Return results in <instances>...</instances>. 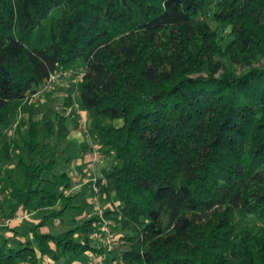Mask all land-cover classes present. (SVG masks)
Instances as JSON below:
<instances>
[{
    "label": "trees",
    "instance_id": "1",
    "mask_svg": "<svg viewBox=\"0 0 264 264\" xmlns=\"http://www.w3.org/2000/svg\"><path fill=\"white\" fill-rule=\"evenodd\" d=\"M70 66L111 159L92 184L118 205L111 250L87 239L95 214L40 229L90 206L57 169L69 116L44 92ZM1 189L3 220H41L0 224V264H264V0H0Z\"/></svg>",
    "mask_w": 264,
    "mask_h": 264
},
{
    "label": "rangeland",
    "instance_id": "2",
    "mask_svg": "<svg viewBox=\"0 0 264 264\" xmlns=\"http://www.w3.org/2000/svg\"><path fill=\"white\" fill-rule=\"evenodd\" d=\"M71 67V66H70ZM81 78L77 76V74H73L68 76L67 78H64L62 80H59L57 84H54L53 87L47 91H44L46 94L47 92H53L52 93V103L54 106L57 107V110L61 113H64L65 115L69 116L68 118V126L70 128V134L63 138L62 141L60 140L57 143V147H60L62 149L58 152L57 157V169L59 172L61 171H68L73 177L79 176V189L77 190V193H79V205L81 204H88V209L83 210V208L73 211L72 209L68 210V213L65 215V213H62L61 216L65 218V223L60 222L59 218H52L51 223L48 226H43L40 229L44 232H55L60 231L64 229L65 227H68L74 223H78L79 221L83 220L84 217H87L88 215H96V211L100 208L103 211L108 208L114 207V202H107L105 198H102L100 195H98V205L96 204V201L93 199L95 196V193L92 189V184L94 180L101 175L100 170L102 168L108 167L110 165L111 159L105 158L104 156L101 158V160L98 163H92V154L93 150H95L97 153L102 154L104 151V148L99 146L95 140H94V134L89 133V129L85 131L82 127H80L79 122L84 121L88 122V118L86 114L83 111V107L79 98V95H77V86L80 82ZM69 94H72L74 101H72V104L69 106L64 105V100L66 97H68ZM34 96L35 99H41L42 102L46 103L49 101H46L45 98H41L42 96ZM44 96V95H43ZM77 134L76 137L72 136V134ZM87 147V152L85 153L84 150ZM86 151V150H85ZM85 153V154H84ZM85 155V156H84ZM90 157V158H89ZM84 159V164L78 165L76 162L77 160ZM77 163V165H76ZM89 165V166H88ZM88 166V167H87ZM50 189V187H49ZM72 193H74L72 191ZM6 193L3 191V189L0 190V205L3 203V201L6 198ZM78 204V202H76ZM118 206V205H117ZM59 209V207H57ZM41 213L40 211H20L18 212L13 218L4 219L2 215H0V224L6 225L8 227H14L20 224L21 220H26L31 223H38L41 219ZM67 218V219H66ZM106 220L110 221L109 219ZM112 222V221H110ZM114 232V230L112 229ZM5 234H12L10 231H6ZM88 240H91V243L96 245L97 239L93 237H88ZM86 256L79 257V260L81 262H85L87 260ZM51 263V260L47 262H43L42 264H48ZM56 264V263H55ZM61 264V263H57Z\"/></svg>",
    "mask_w": 264,
    "mask_h": 264
},
{
    "label": "built area",
    "instance_id": "3",
    "mask_svg": "<svg viewBox=\"0 0 264 264\" xmlns=\"http://www.w3.org/2000/svg\"><path fill=\"white\" fill-rule=\"evenodd\" d=\"M73 74H77L78 77H82L83 75V68H75V67H68L63 68L61 70H58L54 73H52L49 77V80L47 84L44 87V91H47L53 87L54 84H57L59 80H62L64 78H67L68 76ZM81 124L80 127H82L85 131L89 129V126L87 122L81 121L79 122ZM102 158V154L97 153L95 150H93L92 154V163H98ZM95 196L94 200L96 201V204L98 205V191L96 188H94ZM96 215L99 217L98 225L101 226V231L93 233V236L97 239L102 248H105L107 250H111L113 248L114 242H115V233L112 231L111 228V222L106 220L104 217V211L102 209H98L96 211ZM87 264H106L104 262V257H94L90 261L87 262Z\"/></svg>",
    "mask_w": 264,
    "mask_h": 264
},
{
    "label": "crops",
    "instance_id": "4",
    "mask_svg": "<svg viewBox=\"0 0 264 264\" xmlns=\"http://www.w3.org/2000/svg\"><path fill=\"white\" fill-rule=\"evenodd\" d=\"M84 113H85V112H84ZM76 135H77V134H75V133L72 134L73 137H74V136L76 137ZM85 150H86V151H85ZM85 150H84V152L86 153V152H87V147L85 148ZM85 153H84V154H85ZM84 156H85V155H84ZM89 158H90V157H89ZM76 162L78 163V165H80V164H84L85 161H84V159H82V160H79V159H78ZM77 163H76V165H77ZM88 166H89V165H88ZM88 166H87V167H88ZM71 176H72V175H71ZM73 178H74V180H75V186L73 187L72 191H73L74 193H76L77 190L79 189V186H78V183H79V176H74ZM113 204H114V207H113V208L117 207L116 203H113ZM85 264H86V262H85Z\"/></svg>",
    "mask_w": 264,
    "mask_h": 264
}]
</instances>
